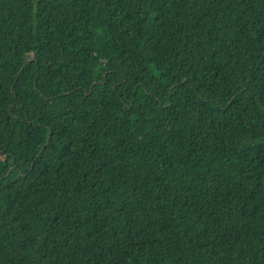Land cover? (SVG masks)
Listing matches in <instances>:
<instances>
[{
  "label": "trees",
  "instance_id": "obj_1",
  "mask_svg": "<svg viewBox=\"0 0 264 264\" xmlns=\"http://www.w3.org/2000/svg\"><path fill=\"white\" fill-rule=\"evenodd\" d=\"M0 264H264V0H0Z\"/></svg>",
  "mask_w": 264,
  "mask_h": 264
}]
</instances>
